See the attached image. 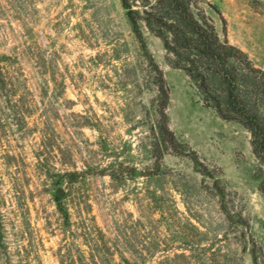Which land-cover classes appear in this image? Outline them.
<instances>
[{
  "label": "rangeland",
  "instance_id": "374dc122",
  "mask_svg": "<svg viewBox=\"0 0 264 264\" xmlns=\"http://www.w3.org/2000/svg\"><path fill=\"white\" fill-rule=\"evenodd\" d=\"M199 6L264 70V0ZM140 29L120 0H0V264H264L250 133Z\"/></svg>",
  "mask_w": 264,
  "mask_h": 264
},
{
  "label": "trees",
  "instance_id": "16d2710c",
  "mask_svg": "<svg viewBox=\"0 0 264 264\" xmlns=\"http://www.w3.org/2000/svg\"><path fill=\"white\" fill-rule=\"evenodd\" d=\"M120 3L137 39L142 41L141 25L158 37L170 63L195 82L217 115L239 123L250 133L252 152L264 165V70L225 37L220 38L199 0H120ZM154 67L158 75V142L167 149L175 147L177 140L166 115L168 88L162 73ZM55 203L67 221V209L58 195ZM1 234L0 223V244ZM252 260L258 264L254 255ZM122 261L143 264L126 258Z\"/></svg>",
  "mask_w": 264,
  "mask_h": 264
},
{
  "label": "water",
  "instance_id": "95a60500",
  "mask_svg": "<svg viewBox=\"0 0 264 264\" xmlns=\"http://www.w3.org/2000/svg\"><path fill=\"white\" fill-rule=\"evenodd\" d=\"M58 192H59V193H61V192H62V190H61V189H58Z\"/></svg>",
  "mask_w": 264,
  "mask_h": 264
}]
</instances>
